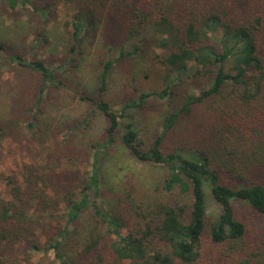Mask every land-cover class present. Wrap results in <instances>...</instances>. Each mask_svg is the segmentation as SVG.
Wrapping results in <instances>:
<instances>
[{
  "label": "trees",
  "instance_id": "1",
  "mask_svg": "<svg viewBox=\"0 0 264 264\" xmlns=\"http://www.w3.org/2000/svg\"><path fill=\"white\" fill-rule=\"evenodd\" d=\"M6 2L14 8L18 0ZM111 9L125 41L116 57L102 62L99 96H78L90 114L105 119L102 134L86 145L90 167L79 185L76 170L60 173L59 183L49 178V168L35 175L29 167L20 180L8 176L10 197H0V243L27 247L21 264H48L31 261L35 252L52 254L57 264H264V0H112ZM81 13L69 32V62L80 54L79 41L93 16L89 7ZM3 48L0 42V53ZM140 54L156 67L162 87L137 90L115 109L101 97L112 67ZM11 58L38 77L33 111L23 109L30 120L22 124L18 117L14 127L44 134L38 114L45 92L62 81L41 59ZM182 84L190 90L176 91ZM150 98L166 107L159 132L145 142L136 116ZM204 101L213 115L202 130L165 145ZM90 114L68 128L58 159L78 150L73 131L89 128ZM116 145L137 162L161 169L153 195L143 199L131 188L103 200L102 159ZM206 188L219 207L215 215L207 213ZM234 200L259 219L236 218ZM38 203L41 212L49 211L48 225L29 208Z\"/></svg>",
  "mask_w": 264,
  "mask_h": 264
},
{
  "label": "rangeland",
  "instance_id": "2",
  "mask_svg": "<svg viewBox=\"0 0 264 264\" xmlns=\"http://www.w3.org/2000/svg\"><path fill=\"white\" fill-rule=\"evenodd\" d=\"M84 6L91 8L93 16L88 19L89 26L79 41L80 54L69 62V58L72 59L68 51L71 24L75 21V16L82 18L81 10L86 8ZM111 6L112 0H18L15 7L11 8L6 0H0V42L4 46L0 53L1 198L10 197L8 176L20 180L22 173L29 167L35 175H41L45 168H49V178L52 182L58 179V183L64 182L59 180L60 173H66L68 170L74 173V170L79 171L73 176L75 185H79L82 171L89 169L90 157L85 151L86 145L93 137L102 134L105 119L96 111L90 114V106L79 100L78 96H99L97 84L102 62L107 56L116 57L118 48L125 41ZM35 7L41 9V12L36 11ZM152 49L156 53L161 50L156 47ZM17 54L27 61L43 60L47 66L54 68L62 81L61 85H50L45 92L41 112L38 114L40 127L46 131L44 134L30 135L27 130L21 129L18 123V128L14 127L18 117L22 124L30 120L29 112L24 113L23 109L31 107L33 111V98L38 85L37 75L11 58ZM144 57L140 54L138 57L118 60L112 67L107 90L101 97L108 100L115 109H118L125 99L135 97L137 90H159L162 87L156 67ZM189 86L190 84H182L176 91L190 90ZM207 106L208 102L204 101L194 109L192 115L182 120L175 132L165 140V145L190 140L198 134L203 123L213 115V111ZM165 107L160 101L150 98L139 116H136L139 119L136 128L145 142H149L159 132ZM89 114L90 127L73 131V144H76L78 150H71L58 159V153L65 152L61 147L66 142L64 134L68 133V128L82 124ZM19 130L25 132L20 134ZM170 141L174 143L171 144ZM102 161L104 201H113L131 188H134L136 196L143 199L154 194L161 173L159 167L137 162L127 149L119 145L103 155ZM206 198L207 213L215 215L219 207L208 188ZM29 208L34 210L33 216L40 218L41 224L49 221V211L41 212L44 209L43 203L31 204ZM233 208L236 218H247L244 220L249 222L259 219L249 211L245 202L234 200ZM257 221L251 224L257 227ZM257 239L259 241L260 237ZM4 244L0 243L4 264H14V258L21 264L23 261L19 259L23 258L25 247L21 248L19 243L9 246ZM25 250H28L27 247ZM30 258L33 262L46 261L48 264H57L52 254L46 256L35 252Z\"/></svg>",
  "mask_w": 264,
  "mask_h": 264
}]
</instances>
